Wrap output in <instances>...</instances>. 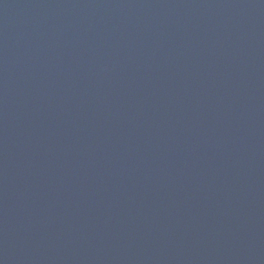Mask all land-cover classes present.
<instances>
[{"label":"water","instance_id":"95a60500","mask_svg":"<svg viewBox=\"0 0 264 264\" xmlns=\"http://www.w3.org/2000/svg\"><path fill=\"white\" fill-rule=\"evenodd\" d=\"M0 264H264V0H0Z\"/></svg>","mask_w":264,"mask_h":264}]
</instances>
